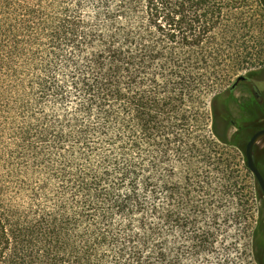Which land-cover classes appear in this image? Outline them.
<instances>
[{"label":"trees","instance_id":"trees-1","mask_svg":"<svg viewBox=\"0 0 264 264\" xmlns=\"http://www.w3.org/2000/svg\"><path fill=\"white\" fill-rule=\"evenodd\" d=\"M263 9L0 0V264H184L211 251L217 198L250 173L220 89L264 68L252 43Z\"/></svg>","mask_w":264,"mask_h":264},{"label":"rangeland","instance_id":"rangeland-1","mask_svg":"<svg viewBox=\"0 0 264 264\" xmlns=\"http://www.w3.org/2000/svg\"><path fill=\"white\" fill-rule=\"evenodd\" d=\"M255 23L264 28V9L255 17ZM253 36L257 40L258 35ZM252 43L263 52L261 61H264V39ZM240 76H245L247 81L239 83L227 94L226 90L235 77L225 83L220 92L223 93L222 99L227 105L230 118L236 124V127H229L228 137L237 134L240 138L236 145L239 147L238 157L242 165L246 143L256 131L264 129V68L242 71L237 77ZM251 84L256 87L261 100L253 96ZM254 161L264 177V140L254 148ZM239 179L237 191L217 198L221 206L220 233L212 250L201 252L195 257L187 253L184 264H264V199L255 196L256 184L251 173L246 177L242 173Z\"/></svg>","mask_w":264,"mask_h":264},{"label":"water","instance_id":"water-1","mask_svg":"<svg viewBox=\"0 0 264 264\" xmlns=\"http://www.w3.org/2000/svg\"><path fill=\"white\" fill-rule=\"evenodd\" d=\"M245 76H240L237 78L235 84L232 86L234 88L239 81H243ZM264 140V129L256 131L248 140L245 145V158L246 166L249 172L253 175L255 184L257 185L261 195L264 199V178L260 171L258 170L254 161V148L258 142Z\"/></svg>","mask_w":264,"mask_h":264},{"label":"flooded vegetation","instance_id":"flooded-vegetation-1","mask_svg":"<svg viewBox=\"0 0 264 264\" xmlns=\"http://www.w3.org/2000/svg\"><path fill=\"white\" fill-rule=\"evenodd\" d=\"M245 81H247V78L246 77H245V79L243 81H239V83L245 82ZM239 83L236 84V86L234 87V89L238 86ZM251 88H252L253 96L255 98H258L259 99L260 98V95L257 92L256 87L253 84H251ZM259 100H261V99H259ZM261 130H263V129H261Z\"/></svg>","mask_w":264,"mask_h":264}]
</instances>
